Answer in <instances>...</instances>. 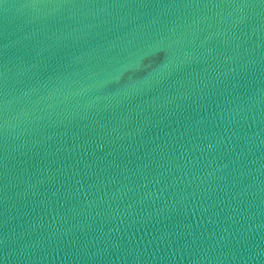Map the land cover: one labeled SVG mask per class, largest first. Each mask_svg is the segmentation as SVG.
Instances as JSON below:
<instances>
[{"label":"water","instance_id":"obj_1","mask_svg":"<svg viewBox=\"0 0 264 264\" xmlns=\"http://www.w3.org/2000/svg\"><path fill=\"white\" fill-rule=\"evenodd\" d=\"M0 264H264V0H0Z\"/></svg>","mask_w":264,"mask_h":264}]
</instances>
